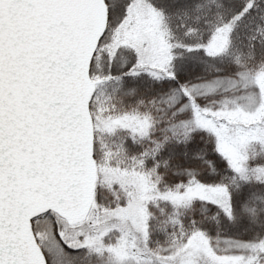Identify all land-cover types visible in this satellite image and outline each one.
Masks as SVG:
<instances>
[{"label":"snow or ice","instance_id":"obj_1","mask_svg":"<svg viewBox=\"0 0 264 264\" xmlns=\"http://www.w3.org/2000/svg\"><path fill=\"white\" fill-rule=\"evenodd\" d=\"M0 264H264V0H0Z\"/></svg>","mask_w":264,"mask_h":264}]
</instances>
